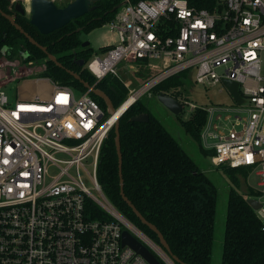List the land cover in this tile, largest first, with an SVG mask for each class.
Here are the masks:
<instances>
[{"label":"built area","instance_id":"1","mask_svg":"<svg viewBox=\"0 0 264 264\" xmlns=\"http://www.w3.org/2000/svg\"><path fill=\"white\" fill-rule=\"evenodd\" d=\"M121 4L107 23L115 41L103 47L111 49L94 54L85 67L98 82L115 77L126 87L120 68L148 60L159 72L139 89H128L116 113L133 101L119 117L109 115L91 90L78 93L53 83L49 94L11 100L0 86V264H149L123 246L126 230L154 248L106 197L98 162L125 112L184 72L204 85L239 83L245 102L233 108L178 101L183 113L188 107L190 115L197 109L208 113L201 143L213 152L215 167L249 168L260 178L255 198L262 208L256 213L264 230V0H218L213 11L193 8L188 0ZM38 64V76L44 62H29L24 70ZM26 75L19 71L12 82ZM83 171L97 195L85 186Z\"/></svg>","mask_w":264,"mask_h":264},{"label":"trees","instance_id":"2","mask_svg":"<svg viewBox=\"0 0 264 264\" xmlns=\"http://www.w3.org/2000/svg\"><path fill=\"white\" fill-rule=\"evenodd\" d=\"M123 0H100L96 8L85 16L73 20L63 28L48 35L41 34L30 23V17L21 15L7 0H0V9L14 16L15 21L40 45L47 47L62 64L57 66L48 56L33 46L6 18L0 14V56L13 60L22 58V64L44 62L46 69L39 75L54 84L86 92L85 87L67 70L81 76L90 86L105 92L118 109L127 99L128 88L115 77L98 82L85 65L93 58L94 49L83 48L81 35L111 22ZM139 1V0H134ZM218 0H188L191 7L213 11ZM111 49H100L106 53ZM84 62V66L80 63ZM138 77L148 82L158 74L159 68L148 60L136 63ZM189 72L172 77L152 91L155 95L166 93L175 99L185 98L182 89L189 80ZM93 98L106 111L104 101ZM147 113L148 123H136L131 119ZM186 131L199 144L205 155H213L201 143V132L208 120L202 109L193 112L185 121L178 117ZM121 148L123 155L124 192L139 212L154 224L164 235L174 255L186 264H210L213 246L214 223L217 211L218 189L203 172L183 146L154 116L146 103L140 99L120 119ZM229 175L236 187L240 186L239 175L247 177L249 168L220 166ZM97 180L109 201L124 217L145 236L160 247L157 235L143 225L123 200L119 176V159L112 130L106 138L97 168ZM249 198L259 197L250 190ZM247 198L232 189L229 194L226 233L222 264H264V230L256 211L247 203ZM96 210V207L91 206ZM99 218H105L99 212ZM161 264H167L159 258Z\"/></svg>","mask_w":264,"mask_h":264},{"label":"rangeland","instance_id":"3","mask_svg":"<svg viewBox=\"0 0 264 264\" xmlns=\"http://www.w3.org/2000/svg\"><path fill=\"white\" fill-rule=\"evenodd\" d=\"M19 1H21L27 9H29V0ZM52 1H54L59 8H64L74 0ZM27 16L29 17L30 15L28 14ZM81 39L83 42H90V47L94 49L95 54H99L100 49L104 45L113 44L115 41V37L111 33L110 27L107 24L94 30L90 34L83 33L81 35ZM40 65L38 64V66H36L33 70H24L25 65L22 64V58L20 55L16 56L13 60H8L5 57L0 56V86L4 87L11 100L16 99L18 96L20 98H24L29 92H31L34 85H23L24 80L39 79L40 76H37V74L41 71ZM19 71H25L27 77H23L22 79L17 78L16 81L12 82V80L16 78V74H18ZM138 72L139 67L136 65H131L129 70L123 68L119 69L120 79L127 85L128 89L136 90L146 83L138 77ZM217 72L219 73L220 70ZM182 91V93H184L183 96L188 103H193L197 107H202L204 109L219 106L233 108L236 106L232 96L222 83L215 86L208 84L204 85L195 82L194 78V80H190L186 83ZM141 99L146 103L151 113L156 116L164 127L171 133V135L179 141L186 152L192 157L199 168L208 175L218 189L217 211L214 223L213 246L210 264H222L230 191L234 189L245 198L250 199L248 194L250 190L258 188L260 178L255 172H251L247 177L239 175L240 186L236 187L224 169L215 167L212 164L211 155H205L201 151L200 144L186 133L178 116H175L166 107H164L158 101L157 95H155L153 91H149L143 95ZM190 116L188 107L185 109L182 117L180 118L187 121ZM86 168L91 173V166H87ZM81 176L85 186L97 195V191L95 190L93 183L89 180L84 171L81 173Z\"/></svg>","mask_w":264,"mask_h":264},{"label":"water","instance_id":"4","mask_svg":"<svg viewBox=\"0 0 264 264\" xmlns=\"http://www.w3.org/2000/svg\"><path fill=\"white\" fill-rule=\"evenodd\" d=\"M10 5H15V10L21 15H30V23L33 25L41 34L48 35L56 30L63 28L68 25L73 20L81 18L86 14L92 12L96 8V3L100 0H74L64 8H59L54 1L52 0H30V8L27 9L19 0H7ZM122 4H120L117 9H120ZM0 14L6 18L26 39L35 47L43 51L50 61L55 63L57 66L63 68L62 64L57 60V58L48 52V48L40 45L33 37H31L19 24L16 23L15 17L6 14L0 9ZM90 46V42H84L82 47L86 48ZM84 62H81L80 65L84 66ZM67 72L74 77L75 80L79 81L86 90H91L93 95L101 98L105 105L109 115H114L116 113V108L114 107L109 96L95 88L90 86L85 82L80 75L77 73L67 70ZM224 86L232 96L234 102L238 105H242L245 100L240 93V85L237 82L230 80L223 81ZM158 101L166 107L171 113L175 116L182 117L183 115V106L182 104L171 95L166 93H159L157 95ZM149 115L147 113L140 114L131 119L132 122L136 123H148ZM115 133V145L119 159V176L121 184V195L123 200L131 208L136 217L141 221V223L147 226L151 231H153L160 242V247H158L154 242L149 238L152 246L159 248L169 259L172 264H186L180 260L179 257L174 255L172 252L169 243L165 239L161 231L152 223L147 221V219L139 212L135 205L126 197L124 192V178H123V155L121 148V133H120V119L117 121L114 127ZM247 203L253 208L254 211H258L262 208V204L256 198H250L247 200ZM123 246H128L133 249L137 254L142 256L149 264H161L159 258L165 263L170 264L161 255L157 252L156 249L151 246L145 245L143 242L139 241L134 237L129 231H124L122 234Z\"/></svg>","mask_w":264,"mask_h":264},{"label":"crops","instance_id":"5","mask_svg":"<svg viewBox=\"0 0 264 264\" xmlns=\"http://www.w3.org/2000/svg\"><path fill=\"white\" fill-rule=\"evenodd\" d=\"M23 85H34V88L24 98H34L38 95L49 94L52 90L53 83L48 79L24 80ZM47 89V90H46Z\"/></svg>","mask_w":264,"mask_h":264},{"label":"bare ground","instance_id":"6","mask_svg":"<svg viewBox=\"0 0 264 264\" xmlns=\"http://www.w3.org/2000/svg\"><path fill=\"white\" fill-rule=\"evenodd\" d=\"M29 2V8H30V0L28 1ZM133 101V98H130L127 103L116 113V117H119L124 111L125 109L127 108V106L129 104H131V102ZM155 249L157 250V252L161 255L162 258H164L167 262H169L170 264H172L169 259L166 257V255L157 247H155Z\"/></svg>","mask_w":264,"mask_h":264}]
</instances>
